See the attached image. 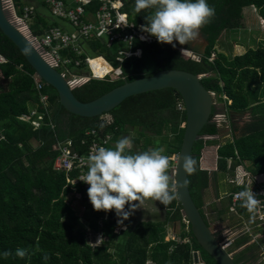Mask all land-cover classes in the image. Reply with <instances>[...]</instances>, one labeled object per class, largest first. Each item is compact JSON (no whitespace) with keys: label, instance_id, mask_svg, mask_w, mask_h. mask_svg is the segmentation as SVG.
<instances>
[{"label":"trees","instance_id":"obj_1","mask_svg":"<svg viewBox=\"0 0 264 264\" xmlns=\"http://www.w3.org/2000/svg\"><path fill=\"white\" fill-rule=\"evenodd\" d=\"M122 2L123 11L129 18L135 24L147 27L149 34L156 37L151 43L136 42L135 46L142 48L141 56H131L121 63V72L127 77L126 80L148 76L161 69L175 68L203 74L200 81L206 90L215 93L217 97L226 96L225 108L232 129V141L221 139L222 135L215 123H207L200 135L221 137L209 141L199 139L192 145L187 182L191 197L207 222L202 190L210 183L220 188L224 197H227L226 212L234 215L229 218L233 226L241 225L243 219L249 221L254 210L252 200L264 199V195L258 194L260 189H264V38L241 54H226L216 47L222 32L241 27L244 7H253L257 16L264 21V0ZM14 3L20 14L22 8L29 4L22 0H14ZM97 5V2H93L88 8L93 10ZM45 8L43 3H40V7L35 6L30 25L34 35L42 34L43 30L51 27H60L67 32L73 30L62 19H49L50 14ZM187 16L195 17L200 34L206 41L198 61L190 58V48L169 44L166 37L176 22ZM80 47L82 54L79 57L72 54V58H96L105 54L116 65L112 55L119 45L107 47L104 38H92L81 42ZM69 51L60 50L59 53L65 56ZM212 53L214 57L209 59ZM0 55L5 59L0 62V264H146V261L150 264H191V251L195 250L200 252L205 264H217L192 236L188 224L181 220V205L175 192H160L166 206L163 221L139 222L133 227L115 232L114 229L119 225L116 220L123 219L125 214L110 209L101 223L97 220L106 210L108 195L100 199L82 198L86 207L81 217L87 221V225L82 224L74 215L71 203L66 201L71 189L65 180V172L52 169L56 155L53 144L70 139L73 148L82 152L86 146L79 143L83 132L89 128L101 130L104 134L106 131L112 133V138L106 144L107 151L112 152L111 158L134 162L142 160L137 155L144 154L145 161H148L146 157L149 155L151 158L152 153L153 159V153L160 151H147L148 144L145 142L142 146L137 145L139 150L133 147L117 149L111 145V141H116L129 127L139 131L142 135L140 140L145 141L144 134H150L166 146L164 153L161 152L164 161L158 159L162 168L151 182L169 181L165 168L166 158L178 153L184 132L181 127L185 122L184 114L177 109L180 101L178 93L165 88L128 97L109 111L113 124L102 127L100 116H79L61 107L49 84L43 82L41 88L36 90L31 77L33 69L1 31ZM85 68V62L78 67ZM111 76L115 77L93 78L75 86L73 93L80 101L93 100L124 81L116 78L117 74L111 73ZM39 93L47 95L48 104L53 107L49 113L41 106ZM31 108L41 114L39 125L35 128L18 117L28 113ZM245 114L249 115V119L244 123L239 124L234 118L245 117ZM60 117L65 118L63 127L59 126ZM31 140L36 144L32 145ZM140 140L136 139V144ZM205 145L218 146L216 170L211 172L200 168V154ZM238 164H242L249 172V187L253 193L244 195L236 211L231 212L229 206L232 192L246 190V185L232 184L227 178L229 174L233 175ZM75 175V171L67 174L69 178ZM75 188L82 192L77 183ZM169 223L175 229V236L164 239L165 227ZM87 226L103 237L99 245L88 243ZM254 231L263 240L264 230L255 228ZM250 239L247 234L240 235L235 239L233 247H239ZM256 244L253 241L239 250L233 255L234 262L251 264L263 257L259 264H264V253L262 256L259 254L264 250H259Z\"/></svg>","mask_w":264,"mask_h":264},{"label":"built area","instance_id":"obj_2","mask_svg":"<svg viewBox=\"0 0 264 264\" xmlns=\"http://www.w3.org/2000/svg\"><path fill=\"white\" fill-rule=\"evenodd\" d=\"M51 15L55 18L62 19L73 28L71 32H67L60 27H51L43 30L42 34L34 35L28 24L31 21L32 15H34V5L26 4L22 8V13H17L14 0H1L4 9L10 11L11 19L14 23L35 43V46L40 50L41 55L55 68L61 71V73L67 79L71 88H75L82 83L87 82L93 78H98L93 75V70L90 66V58H72V54L79 57L82 54L80 43L90 40L92 38L106 40L107 47L114 44L119 47L112 55L117 66L113 68L111 66L109 72H106L102 77L98 79H105L108 74L113 71L120 73L121 63L131 56L140 57L142 48L135 46L136 42L151 43L155 40V37L149 34L148 28L135 24L128 14L123 11L122 0H40ZM97 2L98 5L95 9L90 10L88 7ZM21 25V26H20ZM69 49V54L61 56L59 51ZM71 53V55H70ZM214 54L212 53L209 59H212ZM190 58L198 61L200 60L198 55L191 54ZM5 59L0 55V62H4ZM107 63L112 65L111 61L106 59ZM82 62H85L90 72L88 74L71 72L70 68H78ZM36 90H39L43 85L42 79H40L35 73L31 75ZM214 98V108L217 106L219 112H214L211 117V122L215 123L218 130L225 131V134L218 135H204L201 137L204 141L212 139H230L232 141L233 134L230 126L229 118L226 114V96H216L212 93ZM215 98L221 99L216 101ZM47 100V95L39 93V102L42 103ZM224 102H223V101ZM216 102V105H215ZM230 104V101L227 102ZM45 108V107H43ZM178 110L182 111V104L179 101L177 104ZM20 120L27 121L35 128L39 125L41 114L37 112L32 113L31 109L26 114L18 116ZM99 122L102 127L113 124V117L109 113L100 115ZM112 138V133L106 131V134L101 130L86 129L83 132V138L80 143L85 144V150L77 151L72 146L70 139H64L57 141L53 144V149L56 150V155L52 161V169L65 172V180L70 184L71 193H76L79 201L82 202V198L89 197L94 199L104 198L108 195L109 201L107 203L106 210L104 211V218L108 215L110 209L112 211L124 215L127 211L124 205L123 198L125 191L141 188L152 189L155 191H175V162L176 156L173 155L168 159L173 164H168V180L166 182L155 180L153 183L151 179L157 176L160 169L159 163H147V162H128L118 161L111 158L108 155L106 144ZM218 148V146H216ZM156 157H160L156 155ZM71 171H75L76 175L69 178L67 174ZM229 181L236 185H246L245 192L234 191L231 194V201L229 210L231 212L236 211L237 204L243 200L244 195L252 194L253 191L249 187L251 176L249 172L239 164L235 167L233 175L229 177ZM170 182V183H168ZM78 184L82 188V192L75 188V184ZM258 194L264 195V189H260ZM254 210L251 213V219L253 224L245 223L241 227H228L224 229L219 236V242L224 248L234 244L235 239L243 234H247L249 237H253L255 228H261L264 230V199H253ZM97 206V204H95ZM181 220L187 224V219L182 214ZM116 222L119 225L122 223V219H117ZM232 229L239 230V234H234ZM115 231V230H114ZM254 240V239H252Z\"/></svg>","mask_w":264,"mask_h":264},{"label":"water","instance_id":"obj_3","mask_svg":"<svg viewBox=\"0 0 264 264\" xmlns=\"http://www.w3.org/2000/svg\"><path fill=\"white\" fill-rule=\"evenodd\" d=\"M11 18L9 11L3 8L0 0V31L16 46L34 73L43 82L52 86L58 104L72 114L86 117L100 116L117 107L128 97L165 88H170L179 94L185 122L177 153L174 179L181 210L188 221L190 233L217 264H236L232 253L219 242V238L192 199L187 182L191 147L201 139L200 132L210 122L214 106L211 92L206 90L200 81L202 74L175 68L161 69L148 76L126 80L93 100L80 101L61 71L41 55L32 38L30 39ZM191 264H205L198 250L191 251Z\"/></svg>","mask_w":264,"mask_h":264},{"label":"rangeland","instance_id":"obj_4","mask_svg":"<svg viewBox=\"0 0 264 264\" xmlns=\"http://www.w3.org/2000/svg\"><path fill=\"white\" fill-rule=\"evenodd\" d=\"M22 1H26L27 3H31V1H33L34 5H36V3L40 2V0H22ZM242 10H243V17L241 19V27L236 29V30H232V31L228 30V31L222 32V34L219 38L217 47H216L217 50L223 51L226 54H229L230 52H232L233 54H238L239 52H242L243 50L247 49L248 47H255L257 45V43H259L262 40V38H264V27L260 23L259 17L257 16L256 11H254V8L251 6H248V7H244ZM49 19H51V18L49 17ZM195 20H196L195 17L187 16V17H184L182 20L180 19L179 21H177L176 25L173 29L172 28L170 30L168 29L169 35L166 37H167V40H169V44H174V45H178L180 47L194 49L188 45V44H191L192 46H197L198 47L197 50L203 51V49L206 46V41H204V39H202L203 37L200 34V31L196 25ZM31 23H32V20L28 22L29 25H31ZM166 26H167L166 27V29H167L168 23ZM186 30H188V33L190 34L191 39H189L187 42L186 41L184 42V40H183L184 35L182 33H184ZM168 37H171V38H168ZM173 37H179V38H177V40L173 41ZM162 38H163V36H162ZM234 45H236V46L234 47ZM109 61H111V60H109ZM111 63H112V65H115L114 62L111 61ZM152 64H154L153 61H152ZM90 66L93 70L92 72H94V74H96L97 76H103L106 72H109V70L111 68L110 65H107V67H105L100 62H97V61L93 62ZM70 71L71 72H77V73H83V74H88L90 72L89 68L78 69L75 67H71ZM109 76H110L109 77L110 79L115 77V76L111 77V74ZM216 100L219 101L218 98H216ZM42 105H43V107H45L47 113H49L50 110H52V108H53L51 104L50 105L48 104L47 100L44 103H42ZM215 105H216V102H215ZM219 111H220L219 108L217 106H215L214 112L217 113ZM31 112L32 113L36 112V109L31 108ZM60 118H61V120L59 122V126L63 127L65 118H62V117H60ZM234 118H236L235 120L239 124H241V123H244L245 121H247V119H249V115L246 116V114H245V117L237 118L235 116ZM219 131H220V133H223V131H221V130H219ZM121 135L124 137L125 140L128 139L127 143L124 145L125 148L133 147L134 149L139 150V147L137 145L142 146L143 142L148 144V146L146 147L147 151H152V150L155 151L157 149L156 151H160L159 153L161 154V152L164 153L165 148H166V146L162 143V141H160L159 138H155V137L152 138L153 135H150V134H144L146 136L145 141L140 140V137L142 135L135 128L127 127L126 132H124ZM136 139L140 140L139 144H136V142H135ZM169 139H171V138H169ZM31 144L35 145L36 142L31 140ZM114 144L115 143H113L111 145H114ZM114 146H117V145H114ZM158 148H160V150ZM137 156H139L138 157L139 159H142L141 161L145 162V155L144 154L137 155ZM146 158L148 161H151L152 160V153H151V158H149V155H147ZM66 201L71 203L72 211H73L74 215H76L79 218L80 222L82 224L87 225L86 224L87 221L81 217V215H82L81 213L83 212V210H85V207H86L85 201L80 202L79 198L77 197V194L76 193L73 194L71 192L68 193ZM92 213H94V212H92ZM128 213L129 214L127 215V217L131 219V212H128ZM102 219H104V213L101 214L97 218L99 223L102 222ZM130 219H128V220L131 221ZM228 219L229 218L227 216L226 219L224 218V221H221V222L218 221V224L220 223L218 226L221 227L222 226L221 223L224 224V222L226 224L225 226H228V227L232 226L233 224ZM210 227L212 230H216L215 229L216 227H214L212 225ZM228 227H225V229ZM122 229H123V227L121 225H118L114 230H115V232H119ZM86 230H87L86 236L88 239V243L92 246L99 245L101 240L103 239V237L100 234H97V232L89 226L86 227ZM232 231H234L233 235L239 234V230L232 229ZM255 232L256 231H254L252 233L253 237H251V239L248 242L244 243L245 245L243 244L239 247H233V245L228 246L227 250H229L232 253V255H235L244 246L251 244V243H253V241H255V239L257 237ZM252 239H254V240H252ZM183 240H185V239H183ZM256 241H257L256 245L258 246V248L263 249L264 244L261 241H259L258 239H256ZM262 258L261 257L259 259L257 258L258 260L255 262L253 261L251 264H256V263L260 262V260ZM146 264H150V262L146 261Z\"/></svg>","mask_w":264,"mask_h":264},{"label":"crops","instance_id":"obj_5","mask_svg":"<svg viewBox=\"0 0 264 264\" xmlns=\"http://www.w3.org/2000/svg\"><path fill=\"white\" fill-rule=\"evenodd\" d=\"M40 3H42V2L40 1L39 3H36V5H34L33 1H31V3H29V4L34 5V9H35V6L40 7ZM45 9H47V8H45ZM46 11H47V13L50 14V18L52 20H54L55 17H53L51 15L49 10L47 9ZM56 19H58V18H56ZM235 46L236 45H234V47ZM192 50L199 52V53L202 52V51H199L195 48ZM245 50H243L242 52H239L238 54L243 53ZM230 53H232V52H230ZM96 61L100 62L105 67H107V65H109V64L104 63V60L102 58H97ZM94 75H96V74H94ZM223 134H225L224 130H223V133H221L220 135H223ZM127 141H128V139L125 140L124 137L122 135H120L116 141H114V142L111 141V144L115 143L114 145H117L116 146L117 149H120V148L124 147V145L127 143ZM111 153L112 152H108V155L110 156ZM216 164H217V148H216V145H208V146L205 145V147L202 149L201 154H200V168L203 170H207L208 172H211V171L216 170ZM229 177H231V174H229V176H227V178H229ZM202 192H203V199H204L203 200L204 201V204H203L204 214H205L210 226L212 225V226L216 227L215 228L216 230H213V231L215 232L216 236H219L221 234V232L225 229V227H228V226H225L226 224L224 222V224L221 223L222 226L219 227L218 225L220 223L218 224V221L219 222L224 221V218L226 219L227 216H228V218H230L231 216L233 217L234 215L229 213V212L228 213L226 212L227 208H228V205H227L228 200H227V197H224V195H223L224 192H222L220 190V188L216 187L213 183H210L207 188L202 190ZM123 202L127 208V211L124 215V218L123 219L121 218L122 223L120 225L123 227V229H125L126 227H128V228L133 227L135 224H137L139 222H153V223L154 222H161L165 218L166 206L162 202L161 193L159 191H155L152 189L151 190L150 189H143V190H140L137 192H125ZM128 212H131V219L127 217V215L129 214ZM128 219H130L131 221H129ZM248 222H251V220H249V221L247 219L242 220V224H245ZM238 226L240 227V224L235 225V226L232 225L229 227L235 228ZM165 232H166V234H165L164 239L172 238L173 236H175L174 235L175 229L172 226V224L166 225ZM257 233L258 232H255L256 235H258ZM256 239H258L259 241H261L264 244V238L262 240L261 236H257ZM256 239H255V241H256ZM256 243H257V241H256ZM259 250H264V248L263 249L260 248ZM263 253H264V251L260 252L259 253L260 256H262ZM257 260L258 259H256L255 261H257ZM256 264H259V262Z\"/></svg>","mask_w":264,"mask_h":264},{"label":"clouds","instance_id":"obj_6","mask_svg":"<svg viewBox=\"0 0 264 264\" xmlns=\"http://www.w3.org/2000/svg\"><path fill=\"white\" fill-rule=\"evenodd\" d=\"M259 17V16H258ZM259 20H260V23L263 25V27H264V21L259 17ZM169 35V34H168ZM167 35V36H168ZM156 38V37H155ZM168 38H170V37H168ZM163 40H165L164 38H163ZM167 43H168V41H167ZM184 48V47H183ZM190 55L191 54H195V55H200L199 54V52H196V51H194V50H192V49H190ZM241 54V53H240ZM99 56H102V57H104L103 55H99ZM87 57V56H86ZM85 57V58H86ZM89 57H92V56H89ZM95 57H97V56H95ZM92 58H94V57H92ZM104 59L106 60L107 58L106 57H104ZM110 65V64H109ZM110 66H112L113 68H115L116 66H117V63H116V65H110ZM88 68V67H87ZM120 69H121V67H120ZM117 74V77L116 78H121V79H123L124 81H126L125 79H124V77L126 78V76H124V75H122V72H120V73H116V72H113V71H111L109 74H108V76L110 75V74ZM202 76H203V74H202ZM65 77V76H64ZM110 77V76H109ZM112 77V76H111ZM95 79H98V78H95ZM89 81V80H88ZM123 81V82H124ZM74 89V88H73ZM213 93V92H212ZM216 99V98H215ZM217 101V100H216ZM181 102V101H180ZM182 104V103H181ZM178 109V108H177ZM213 110H214V106H213ZM182 111H183V108H182ZM181 111V112H182ZM104 113H109V112H104ZM104 113H102V114H104ZM214 113V112H213ZM213 113L211 114V117H212V115H213ZM110 114V113H109ZM210 121H211V119H210ZM181 127L183 128L184 127V123L181 125ZM204 136V135H203ZM203 140V139H202ZM204 141V140H203ZM217 146V145H216ZM218 149V148H217ZM156 155H161L160 157H156ZM173 155H175L176 156V160H177V154H172V155H170L169 157H171V156H173ZM169 157H167L166 158V162H165V168L167 169V165L168 164H173V162L171 161V160H169L168 158ZM158 159H161V160H163L164 161V156H163V154L161 153H159V152H156V153H154L153 154V160H151V161H145V162H147V163H155V162H157V163H159V165H160V160H158ZM140 162H144V161H141L140 160ZM176 165V162H175V164H174V166ZM239 165V164H238ZM242 165V164H241ZM236 167V166H235ZM162 167L160 166V169H161ZM160 169H159V171H160ZM235 169V168H234ZM158 171V172H159ZM158 175V174H157ZM167 175H168V169H167ZM229 180V179H228ZM230 182V181H229ZM231 183V182H230ZM233 184V183H232ZM236 185V184H235ZM159 192H162V191H159ZM173 192H175L176 193V189H175V191H173ZM181 212H182V210H181ZM182 214H183V212H182ZM249 220H251V222H248L249 224H253V221H252V219H251V216H250V218H249ZM242 226V224L240 225V227ZM239 227V226H238ZM236 228V227H235ZM232 246V245H231ZM229 251V250H228ZM230 252V251H229Z\"/></svg>","mask_w":264,"mask_h":264},{"label":"flooded vegetation","instance_id":"obj_7","mask_svg":"<svg viewBox=\"0 0 264 264\" xmlns=\"http://www.w3.org/2000/svg\"><path fill=\"white\" fill-rule=\"evenodd\" d=\"M183 35H184V38H183V40H184V42L186 41H188L189 39H191V37H190V34L188 33V30H186L184 33H182ZM171 38V37H170ZM177 38H179V37H173V41H175V40H177ZM203 39V38H202ZM190 47H192V48H195V49H197L198 47L197 46H192L191 44H188ZM127 78V77H126ZM126 78L124 77V79L126 80Z\"/></svg>","mask_w":264,"mask_h":264},{"label":"bare ground","instance_id":"obj_8","mask_svg":"<svg viewBox=\"0 0 264 264\" xmlns=\"http://www.w3.org/2000/svg\"><path fill=\"white\" fill-rule=\"evenodd\" d=\"M97 58H102L104 60V63L108 64L107 61L104 59V57L102 56H97L96 58H90V65L96 61ZM93 75H94V72H93ZM95 76V75H94ZM100 78V77H98Z\"/></svg>","mask_w":264,"mask_h":264}]
</instances>
